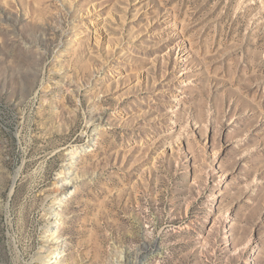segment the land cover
<instances>
[{
  "label": "rangeland",
  "instance_id": "1",
  "mask_svg": "<svg viewBox=\"0 0 264 264\" xmlns=\"http://www.w3.org/2000/svg\"><path fill=\"white\" fill-rule=\"evenodd\" d=\"M52 238L264 264V0H0V264Z\"/></svg>",
  "mask_w": 264,
  "mask_h": 264
},
{
  "label": "bare ground",
  "instance_id": "2",
  "mask_svg": "<svg viewBox=\"0 0 264 264\" xmlns=\"http://www.w3.org/2000/svg\"><path fill=\"white\" fill-rule=\"evenodd\" d=\"M77 149H73V152H76ZM72 152V153H73ZM74 156H72V154H70L69 158L72 159ZM71 184V181H68V183L66 184V186H62V188L60 189L61 192H63L64 194H67L68 192L66 191V187L67 185ZM62 200V199H60ZM57 217V222L55 223V226H53L52 228H58L59 222L61 220V218H59V216H55ZM54 229V230H55ZM49 230V229H48ZM53 239V238H52ZM61 240L59 238H54L52 240V244L48 247V252H50L52 254V256H54V259L50 262V264H59L58 262L60 261V250L59 247L61 246Z\"/></svg>",
  "mask_w": 264,
  "mask_h": 264
}]
</instances>
